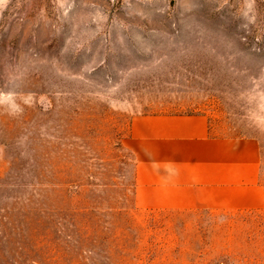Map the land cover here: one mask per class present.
<instances>
[{
	"label": "rangeland",
	"instance_id": "374dc122",
	"mask_svg": "<svg viewBox=\"0 0 264 264\" xmlns=\"http://www.w3.org/2000/svg\"><path fill=\"white\" fill-rule=\"evenodd\" d=\"M253 138L264 0H0V264H264V210L151 211L135 117Z\"/></svg>",
	"mask_w": 264,
	"mask_h": 264
},
{
	"label": "crops",
	"instance_id": "0c3cea01",
	"mask_svg": "<svg viewBox=\"0 0 264 264\" xmlns=\"http://www.w3.org/2000/svg\"><path fill=\"white\" fill-rule=\"evenodd\" d=\"M126 147L137 165L141 209L218 213L264 210L258 141L213 136L204 114L135 117Z\"/></svg>",
	"mask_w": 264,
	"mask_h": 264
}]
</instances>
